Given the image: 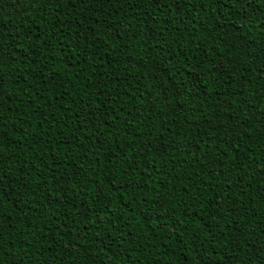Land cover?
Returning <instances> with one entry per match:
<instances>
[{
  "label": "trees",
  "instance_id": "obj_1",
  "mask_svg": "<svg viewBox=\"0 0 264 264\" xmlns=\"http://www.w3.org/2000/svg\"><path fill=\"white\" fill-rule=\"evenodd\" d=\"M0 264H264V0H0Z\"/></svg>",
  "mask_w": 264,
  "mask_h": 264
},
{
  "label": "snow or ice",
  "instance_id": "obj_2",
  "mask_svg": "<svg viewBox=\"0 0 264 264\" xmlns=\"http://www.w3.org/2000/svg\"><path fill=\"white\" fill-rule=\"evenodd\" d=\"M237 3L241 4V8L243 9V7L247 4V0H232L233 6H235Z\"/></svg>",
  "mask_w": 264,
  "mask_h": 264
}]
</instances>
